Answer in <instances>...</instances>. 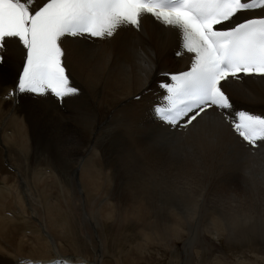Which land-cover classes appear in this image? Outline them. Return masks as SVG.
Masks as SVG:
<instances>
[{"label":"bare ground","instance_id":"obj_1","mask_svg":"<svg viewBox=\"0 0 264 264\" xmlns=\"http://www.w3.org/2000/svg\"><path fill=\"white\" fill-rule=\"evenodd\" d=\"M142 24V31L125 29L98 42L97 50L67 42L71 69L86 89L85 119L54 100L24 95L18 106L0 103V264L67 258L103 264L108 252L120 254L114 247L128 233L119 232L125 223L140 226L149 242L183 238L185 255L202 231L264 248V147L251 153L214 110L184 130L146 114L149 94L143 93L160 72L181 69L190 57L174 56L179 37L173 30L148 16ZM9 51L12 72L0 75V102L20 62L15 44ZM226 87L238 108L264 114V78ZM117 139L139 152L141 170L127 169L132 160L118 151ZM60 241L76 255H62ZM174 258L175 250L168 263H177Z\"/></svg>","mask_w":264,"mask_h":264},{"label":"snow or ice","instance_id":"obj_2","mask_svg":"<svg viewBox=\"0 0 264 264\" xmlns=\"http://www.w3.org/2000/svg\"><path fill=\"white\" fill-rule=\"evenodd\" d=\"M145 16L178 35L176 57H190L185 68L159 73L157 87L168 103L189 100L232 112L225 86L264 78V0H0V75L12 72L10 45L21 54L4 100H54L85 119L86 89L71 69L67 42L97 50L125 29L142 31ZM234 114L264 124V115Z\"/></svg>","mask_w":264,"mask_h":264},{"label":"rangeland","instance_id":"obj_3","mask_svg":"<svg viewBox=\"0 0 264 264\" xmlns=\"http://www.w3.org/2000/svg\"><path fill=\"white\" fill-rule=\"evenodd\" d=\"M60 109L63 108L60 107ZM124 142L125 141L123 139H117L115 145L118 151L125 157H127L126 159H128V157L131 158L132 161L128 164L127 169L134 171L141 170L142 167L135 163L136 155L139 152L130 150L127 144ZM128 151L131 154H129ZM127 154L129 155L127 156ZM47 171L49 170H46V172ZM77 218L79 222L80 217L78 215ZM125 224H123L124 228L122 226L121 228H119V232L122 234V230H124L123 234H125L126 231V233L128 232L127 234L130 237L125 234V236L122 237L120 242L118 243L119 245L116 243L114 247L116 251L121 250L120 254H118L116 258L108 252L107 256H103V264H169L168 262H170L171 255L174 250L176 251L178 258H174L177 263L172 264H264V248L261 243H259V241L257 244L252 245L248 244V242L245 240L240 242L227 241L225 237H218L219 239H217L216 237L214 238L209 232L202 231V233L200 234V241L198 239L196 243L192 242V246H187L188 255H185V243L183 238L179 240L162 238L164 240L163 241L159 236H155L154 239L150 238L149 242V239H146L143 232H141L142 230H140V226H131L129 224V226H127ZM105 226H107L108 228L107 224ZM127 227L129 230L126 229ZM129 227H131L133 230L137 229V231L133 232L135 236H137L136 238L135 236L133 237V235L130 234L132 233L130 232V230L132 229ZM107 228H105L107 230L106 232L109 231L108 229H110V227L108 229ZM152 231L159 232L156 229H152ZM122 239L124 243H122ZM80 243L82 242L79 241L77 243V246H79ZM60 244L63 247L62 252L65 253H62V255L67 257L76 255L75 251L73 252V249H70V247L66 245L67 243L60 241ZM27 254L28 253H26V256H28ZM184 256L189 257L188 263L183 258ZM86 257L88 258V261H92V257ZM28 258L29 257H26V259ZM77 258L78 257L76 256L75 259Z\"/></svg>","mask_w":264,"mask_h":264}]
</instances>
